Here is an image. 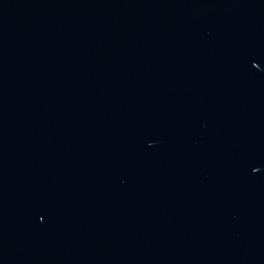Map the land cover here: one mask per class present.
Returning a JSON list of instances; mask_svg holds the SVG:
<instances>
[{
    "label": "water",
    "instance_id": "obj_1",
    "mask_svg": "<svg viewBox=\"0 0 264 264\" xmlns=\"http://www.w3.org/2000/svg\"><path fill=\"white\" fill-rule=\"evenodd\" d=\"M0 264H264V0H0Z\"/></svg>",
    "mask_w": 264,
    "mask_h": 264
}]
</instances>
